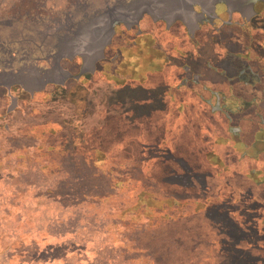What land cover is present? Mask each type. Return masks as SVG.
Segmentation results:
<instances>
[{
	"label": "rangeland",
	"instance_id": "rangeland-1",
	"mask_svg": "<svg viewBox=\"0 0 264 264\" xmlns=\"http://www.w3.org/2000/svg\"><path fill=\"white\" fill-rule=\"evenodd\" d=\"M88 1V7L83 8L84 0H0V170L21 152L32 161L36 153L48 155L60 150L70 170L77 171L74 175L80 173L84 179L78 188L82 193L79 199L72 187L64 185V175L52 173L46 180L30 182L36 168L31 162L29 174L21 179L17 192L11 190L12 181L7 183L0 177V264H85L82 256L90 248L102 249L108 234L110 240L118 241L121 234L111 227L115 219L126 215L124 203L133 199H119L115 192H93L86 174L99 180L118 171L115 165L103 166L98 161L100 151L90 140L96 134L109 133L113 140L121 138L122 131L112 125L121 124L122 117L133 121L152 113L155 123L166 117L167 122L171 111L163 115L158 111L173 102L171 91H177L176 96L184 102L182 115L191 119L189 127L197 128L206 121L218 140L225 143L227 160L223 168L219 165L225 178L221 176L209 183L208 199H230L231 203L224 206L226 224L236 229L232 222L239 219L243 225L245 219L243 234H251L249 242L258 239L253 237L255 234L264 236V65L255 59H244L248 51L242 44L220 47L227 43L219 33L232 22L241 25L239 16L232 19L230 14L227 21L223 14L216 19V23H221L215 28H200L198 12L183 0ZM74 6L84 10V18L81 12L77 13L75 23L64 30L65 35L62 29L54 31L60 18L52 20L58 13L54 14L51 7L54 11L70 12L76 10ZM247 12L244 16H248ZM28 13L30 16L26 17ZM114 13H123L128 26L145 14L152 19L141 23L142 33L137 28L128 31L124 27L125 38L99 65L102 70L86 76L94 70L93 58L102 57L101 47L107 40L103 39L88 56L82 52L81 37L86 40L90 27L96 23L110 25ZM209 18L213 19V15ZM177 19L189 26L190 37L184 35L186 30L180 26L173 28L166 40L145 34L149 26L156 28L159 20L172 27ZM157 31L158 27L153 33ZM59 33L64 35L62 39ZM254 39L256 33H249L244 42L256 47ZM77 54L87 57L84 67L83 59L75 57ZM141 77L148 79L139 81ZM105 123V127H100ZM137 124L128 130L134 137L150 133ZM174 132L178 149H184L187 139L180 138L181 130ZM153 133L159 138L165 136L158 131ZM192 148L186 146L184 151L207 152L208 147ZM137 149L133 145L129 148L134 152ZM97 165L106 171L97 175ZM198 170L200 179L205 177L198 189L204 190L212 165L202 164ZM182 175L184 186L174 190L186 195L191 176ZM53 185L58 188L57 194L51 193ZM86 214L92 218L94 230L80 228V217L84 220ZM216 219L221 222V218ZM72 240L78 244L71 245ZM49 242L57 243L59 249ZM230 242L238 244L235 239ZM107 251L101 252L98 264H142L151 254L132 244L124 259L111 262V252ZM76 253L80 255L75 257Z\"/></svg>",
	"mask_w": 264,
	"mask_h": 264
},
{
	"label": "trees",
	"instance_id": "trees-1",
	"mask_svg": "<svg viewBox=\"0 0 264 264\" xmlns=\"http://www.w3.org/2000/svg\"><path fill=\"white\" fill-rule=\"evenodd\" d=\"M145 79L147 80L148 77H141L139 81H145ZM129 91L133 92L132 89ZM170 94L173 102L169 104V108L158 111V114L162 115L168 110L171 111L172 117L167 122L166 117L155 123L152 113L133 121L122 117L121 124L117 122L112 127L122 131L120 136L126 137L125 140L121 138L113 140L110 133L105 136L96 134L90 140L100 151L97 153L98 161L103 162V166L104 164L115 165V170L118 171L114 173V176L105 175L104 179L99 180H95L90 173L86 174V178L94 187L93 192L97 194L98 190H102L99 192L103 195L115 192L119 195V199L133 200L124 203L126 215L115 219V225L111 227L115 233L121 234L118 241L110 240L111 234H108L102 243L103 248L95 250L90 248L82 256V260L85 264H98L101 261V252L107 253L109 250L112 255L109 261L119 262L128 252H131L132 244H138L145 252H151L142 264H222L225 262L264 264V236L255 234L253 237L258 239H255L253 243L249 242L251 234H243L246 230L245 219H243V225L239 219L232 222L236 229L226 224L227 207L224 206L231 203L230 199H208L209 183L219 180L225 172L219 169V165H225L227 160V154L224 153L225 143L218 140V135L207 126L206 121H201L197 128L189 127L191 119L188 121L182 115L184 102L176 96L177 91H171ZM137 123L150 133L135 137L130 134L128 130L139 126ZM105 126L106 123L100 125V127ZM125 128L128 129L125 130ZM174 130H181L180 138L187 139L185 142L187 148L207 146V152L186 153L184 151L186 146L184 149H178L179 143L176 138H173L177 136ZM157 131L165 136L159 138V134L153 133ZM84 142L89 140L85 139ZM132 145L138 147L136 152L129 150ZM20 154L15 160L9 159L10 163H6L0 170V177L3 180L7 183L12 181L11 190L18 191L21 179L29 174L31 162L36 168L34 176L29 178L30 182L41 178L46 180L52 173H58L65 176L61 179L64 185L72 187L73 194L79 199L82 197L78 188L84 180L83 176L81 177L80 173L79 176L74 175L77 171L70 170L62 151L50 152L48 155L36 153L32 156V161L27 159V154L23 152ZM205 163L211 164L212 170L208 173L206 187L202 190L198 187L205 177L202 176L200 179L198 168ZM97 167V175L106 171L102 165ZM183 173L191 176V181L189 180L190 183L187 184L189 191L186 195L175 191L176 187L184 186ZM50 190L51 193L53 191V194H57L58 188L53 185ZM202 193L208 196L203 197ZM49 202L52 201L49 200ZM190 204L192 206L189 209ZM216 217L221 218V222L217 221ZM81 218L80 228L84 231L94 228V222L89 214L83 217L85 221ZM111 229L109 230L112 231ZM259 238H261L260 241ZM234 239L238 244L230 242ZM53 241L57 242L56 239ZM55 242L48 244L58 250L59 246ZM76 244L78 243L72 240L71 245ZM80 250L82 249L78 248V251ZM153 250L154 253H152ZM168 254L171 256L169 257ZM74 255L77 257L80 253Z\"/></svg>",
	"mask_w": 264,
	"mask_h": 264
},
{
	"label": "flooded vegetation",
	"instance_id": "flooded-vegetation-1",
	"mask_svg": "<svg viewBox=\"0 0 264 264\" xmlns=\"http://www.w3.org/2000/svg\"><path fill=\"white\" fill-rule=\"evenodd\" d=\"M183 1L186 2L187 4H190L192 8H194L198 12L199 15H196L197 16L196 18L198 19L196 20H199V16L201 17L200 19L201 21L199 22L200 28H206L208 25H210V27L215 28L217 24L221 23V22L216 23V19L222 18L221 16L223 14L226 15L227 21L230 19V14L232 16V19H234L236 16H239L240 21L238 22H240L241 25H237L231 21L232 23L227 24L225 26L224 32L218 31V32H221L219 34L225 38L224 43H227V45L220 44V47L221 48L222 47L228 48V46L237 47L238 44H242L245 47L244 50L248 51V54H247L248 56H246L247 58H244V59H248V60L255 59L257 63H261L264 65V0H183ZM88 3H89L88 0H84L83 8H87ZM51 8L54 14L58 13L57 15L53 14L54 17H52V20L58 17L60 18L59 21H57V25L58 24L59 25L56 27L54 31L58 30L60 32L62 29L64 35L66 34V31L64 30L68 27H71V24L75 23V21L73 20L80 12L83 18L85 15L83 13L84 10L80 11L76 9L75 6L73 7L76 9L75 11H70V12L65 11L66 13L64 11H61V12L54 11L55 10L54 7H51ZM230 11L232 12L230 13ZM244 11H248L247 12L248 16L246 15L244 16ZM116 15H123L125 20H123L120 23H117L114 27H111L113 18ZM209 15H213V19L209 18ZM28 16H30L29 13L26 15V17ZM149 17L150 16L148 14H145L142 17V19L137 20L136 23L133 22L132 25L128 26V19L123 13H114L110 17L111 19L110 25L107 26L100 22L90 27V33L88 37H86L87 39L85 40V37L84 38L81 37L82 46H83L82 52L84 54H88V56H92V53L95 52V50L98 47H100L101 41L103 39L107 41L101 47L103 49L102 57L98 59L93 58L94 70L91 73H86V76L88 75L89 77H91L93 76L94 73L102 70V68L101 70H99V65L106 61L107 55L111 52L114 46H116L119 43V41L125 38L126 36L125 34L127 33L124 31V27L128 31L131 28H137L138 33L139 32L142 33L144 31L139 29L140 25L142 22H144L146 18H149ZM203 17L205 20H203ZM150 19L152 18L150 17ZM253 21H255L254 23H256L255 26L252 25ZM162 23L164 24L166 23V24L162 26ZM156 24H157L156 28L158 27V31L156 34L153 33L155 32L156 28L155 27L153 28L150 26H149V32L148 33L146 32L145 34L150 35V36L156 35L159 39L165 38L166 40L171 30L173 28H176V26H180L184 28V30H186L184 35L190 37L191 33L189 32L190 31L189 26L186 25L185 22L180 19L174 20L173 22L174 25L172 27H167V21L165 20H159L157 21ZM53 25H56V24H53ZM97 26H101L103 28V33L100 36H95L94 29ZM145 28L148 29V26ZM249 33H250V36L251 34L253 35V33H256L257 39L256 41L255 39L253 40V42H255L257 45L256 47L254 46L250 47V45L245 44L244 41L246 40V37L249 36ZM59 35L61 36V33H59ZM196 35H197V31H196ZM62 36H61V39L63 38ZM89 44L93 45L92 51L87 50V45ZM75 57H78V58L81 57L83 59L82 67H84L87 57H85L83 54H77Z\"/></svg>",
	"mask_w": 264,
	"mask_h": 264
},
{
	"label": "water",
	"instance_id": "water-1",
	"mask_svg": "<svg viewBox=\"0 0 264 264\" xmlns=\"http://www.w3.org/2000/svg\"><path fill=\"white\" fill-rule=\"evenodd\" d=\"M123 20H125L123 15H116L113 18V22L111 24V27H114L117 23L122 22ZM95 36H100L103 33V28L101 26H97L95 29ZM87 50L88 51H92L93 50V45L89 44L87 45Z\"/></svg>",
	"mask_w": 264,
	"mask_h": 264
}]
</instances>
